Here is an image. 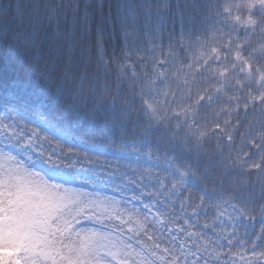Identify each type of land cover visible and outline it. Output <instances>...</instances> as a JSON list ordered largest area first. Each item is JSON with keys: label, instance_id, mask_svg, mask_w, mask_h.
I'll list each match as a JSON object with an SVG mask.
<instances>
[{"label": "trees", "instance_id": "16d2710c", "mask_svg": "<svg viewBox=\"0 0 264 264\" xmlns=\"http://www.w3.org/2000/svg\"><path fill=\"white\" fill-rule=\"evenodd\" d=\"M213 1L215 4H211ZM234 2L0 0V123L9 121L4 117L5 113L11 115L17 111L33 116L41 112L49 122L60 124L72 142L81 140L107 150H116L126 142L135 141L146 149L161 147L178 156L181 165L188 164L199 176L203 188L210 190L218 185L227 194L232 193L241 177L230 171L219 174L217 162L212 158L220 150L213 140H206L200 146L196 142L198 149L191 150L195 137L186 124L195 120L200 125L206 119L212 122L214 118L226 117L227 111L221 110L231 107L228 96L234 94L236 79L243 78L239 68L232 67L231 55L220 61L227 69L226 76L220 75L215 57L203 66L210 46L215 44L222 48L221 32L236 29L231 20L221 15L222 7H238L241 11L247 8V0L239 1L242 5ZM257 14L264 20V9H258ZM239 37L248 38V32L242 30ZM250 40L251 46H246L245 52H254L264 66V48L261 47L264 32L257 28ZM161 59L167 61L166 77L156 84ZM126 62L134 65L135 74ZM192 62H195L193 67H187ZM196 64L202 65L199 71H196ZM215 87L220 91L214 95L211 105L191 103L190 98L198 92ZM138 92L153 101L157 94L166 92L175 99V108L183 110L185 116L190 112L192 115L186 120L171 118L165 127L152 117ZM252 118V113L248 117L241 114L238 138L239 132L245 131L244 125ZM15 126L26 134L31 133V129L38 131L25 124ZM262 130L264 115L257 112L251 132ZM35 138L39 137L36 135ZM36 142V149L49 163L70 170L86 168L89 163L104 158L96 153L77 152L79 150L71 144L51 135ZM219 143L223 146L221 154L227 145L222 141ZM188 150L194 152L190 155V163L185 161L188 156L185 151ZM90 156L98 158L90 161ZM105 161L110 164V169H103L104 166L102 169L108 171L110 177H115V183L135 190L134 197L145 194L144 198L161 207L162 214L174 225L184 224L185 218L193 221L188 206L183 210L180 208L181 193L191 191L193 200L202 197L204 208L200 209V218L194 223L197 230L204 231L206 238L216 235L211 229H202V225L204 222L213 223L217 209H224L226 203L216 202L208 196V191L183 183L159 169L137 165L126 167L128 163L110 158ZM197 161L200 163L198 168ZM87 168L90 170L88 174L96 169L94 166ZM206 170L202 179L200 173ZM174 183L176 188L172 187ZM255 183L258 189L260 179ZM224 225L227 226L226 220ZM215 227H221L220 223ZM248 231H253L250 225ZM151 235L160 238V243H168L167 235L162 231L161 235ZM143 241L151 244L145 235ZM144 255L148 254L145 252Z\"/></svg>", "mask_w": 264, "mask_h": 264}, {"label": "snow or ice", "instance_id": "6c2138e0", "mask_svg": "<svg viewBox=\"0 0 264 264\" xmlns=\"http://www.w3.org/2000/svg\"><path fill=\"white\" fill-rule=\"evenodd\" d=\"M258 4L260 9H264V0H247V8L250 10L256 8ZM225 8L230 7L225 6ZM246 22L250 25V28L246 30L248 38L241 41L239 36H236L234 43L233 36L236 29L229 33L221 32L224 41L222 48L215 44L210 46L208 59L203 65L206 66L208 60L215 57V66L220 69V75L226 76L227 69L220 61L221 59L227 60L231 55L232 67H238L239 72L243 74L242 79L238 78L235 81L234 94L228 96L231 101V107L227 109L230 115L223 123L217 119L215 129L217 133H220V141L223 145L228 146L232 167L242 174L241 179L234 191L229 194L226 200L227 206L222 210L217 209L213 223H203L202 229H211L216 233L215 236L207 238L204 231L197 230L194 223L200 218V209L204 208V199L201 197L193 200L191 191L181 193L183 199L180 201V208L183 210L187 205L193 221L185 218L184 224L177 223L169 227L167 237H165L168 243H160V238H155L145 232V237L151 241V244H145L143 240H138L137 243L143 246L148 255L145 256L144 253L133 249V252L142 257L139 264H154V261L148 258L149 256L154 257L159 264H236L237 260L241 261V264H256L257 258L264 257V222L258 229H255L258 217L248 211L249 207L259 206V218L264 220V163H253L251 169L245 170L249 161L257 155L260 161L264 162V140L258 139V132H264V130L251 132L256 113L264 115V66H254L258 64V58L254 52H245L246 46H251V35L257 30L251 14ZM261 47L264 48V45ZM194 63H189L187 67L192 68ZM159 65V78L154 81L156 84L166 77L167 61L161 59ZM195 67L196 71H199L202 65L196 64ZM219 91V87L206 88L198 92L194 98H190V101L196 106L211 105L214 95ZM142 99L158 124L167 127L171 118L181 119L177 113L178 108L173 107L175 99L168 93L157 94L154 101L143 96ZM249 113H252L253 118L244 125L245 131L239 132L243 146L237 149L235 137L241 128L240 116L243 114L248 117ZM226 126L232 129L233 134L221 133V128ZM176 127L178 129L180 125L177 124ZM186 127L195 138L202 135L199 132L200 125L195 120L188 122ZM36 135L35 131L26 134L14 124L0 123V140L8 142L0 147V220H2L0 246L11 251V256L4 257L8 264H23L27 256L21 254L35 255L38 251H43L48 258L52 259L53 264H59V260L69 259L59 249L52 248L51 241L47 242L44 249L40 248V244L46 240L41 233H47L51 229L52 220L56 216V208L50 206L45 201V197L57 188V184L51 182L50 178L42 173L28 171L16 161L15 156L6 154L4 150L11 148L15 143L26 148L32 147ZM217 148L223 151L220 143L217 144ZM9 163L13 164L10 171L13 173L11 179L14 182H10L7 173L2 171L8 167ZM182 175H187V173L182 172ZM256 179H260L258 189ZM172 187L176 188L177 185L174 183ZM37 195L41 197L39 201L34 199ZM257 198L258 203H256ZM225 220L227 226L224 225ZM216 223H220L221 227L216 228ZM249 225H252L255 230L248 231ZM128 247L132 246L128 245ZM121 264H131V261H123Z\"/></svg>", "mask_w": 264, "mask_h": 264}, {"label": "rangeland", "instance_id": "374dc122", "mask_svg": "<svg viewBox=\"0 0 264 264\" xmlns=\"http://www.w3.org/2000/svg\"><path fill=\"white\" fill-rule=\"evenodd\" d=\"M242 0H235L234 4L242 5ZM211 4H215L213 1ZM176 106L175 104L173 107ZM7 125L33 126L38 131V139L35 138L34 146L24 147L19 143H15L11 148H5V153L16 157V161L22 164L30 172H38L44 174L50 181L57 184V188L53 189L45 201L56 208L55 219L52 220V227L47 233H41L46 240L40 244V248L44 249L47 242L51 241V247L59 249L61 253L68 256L67 260H59V264H121L123 261H131V264H139L142 257L133 252L136 249L139 252L146 250L137 243V240H143L145 232L157 233L161 235V231L167 235V229L174 224L167 216L161 212V207L153 200L144 198L145 194L139 193L135 197L132 188L129 186L120 187L114 182L115 177H110L103 169H110V164L105 158L115 159L128 163L126 167L141 166L146 168H155L161 170L164 174L175 176L183 183H187L203 191H208V196L218 203H226L229 196L225 191L219 189L218 185L207 190L201 186L199 176L195 174L188 164L181 165L178 162V156L165 152L163 148L155 149L143 148L140 142H126L119 149L107 150L103 146L93 145L78 140L72 142L69 134L56 122H49L43 118L41 112L35 113L33 116L13 111L10 114H4ZM218 118L212 119L216 121ZM211 120L206 119L204 124H200L201 129L206 125H210ZM31 132L34 130L31 129ZM178 132L181 128L177 129ZM48 135L57 140L71 144L76 149L74 151L84 152L87 154H100L103 159L97 162L95 158L90 156L88 159L94 162L86 165V168L79 170H70L60 165L49 163L40 152L36 149V141L47 139ZM238 137V136H237ZM198 142L194 140L191 150H196ZM7 140H0V147L7 144ZM184 143V141H183ZM243 141L240 140V144ZM62 144V143H61ZM191 145L188 144L187 146ZM161 148V149H160ZM188 156L186 162H191L190 155L194 152L185 151ZM218 151L213 155L219 168V174L223 171H230L238 177L241 173L233 169L229 159V148L224 153L219 154ZM184 154V153H183ZM72 155H74L72 153ZM87 159V157H84ZM210 161V157L207 158ZM178 160V161H177ZM96 162V163H95ZM200 163L195 164L198 168ZM94 166L96 169L89 173V168ZM104 168L102 169V167ZM193 166V165H192ZM12 163L2 171L7 173L10 182H14L11 178L13 173L10 169ZM123 170V169H122ZM187 175H182V171ZM71 172H76L72 174ZM204 173H200L204 179ZM234 177L237 179V176ZM24 179L23 177L21 178ZM67 190V192H65ZM150 191V188H149ZM136 193V192H135ZM63 197V199H61ZM39 201V195L34 197ZM227 206V205H226ZM42 218V217H38ZM131 229V230H130ZM139 233V235H137ZM183 236V234H181ZM0 243H2V220H0ZM131 245L132 247H128ZM144 252V253H145ZM111 253V254H109ZM147 253V252H146ZM27 256L23 260V264H53L52 259L48 258L43 251H38L35 255L21 254ZM11 256L10 249L0 246V264H8L4 259ZM150 257V256H149ZM155 259L154 257H150ZM159 262V261H158Z\"/></svg>", "mask_w": 264, "mask_h": 264}, {"label": "clouds", "instance_id": "9594fccd", "mask_svg": "<svg viewBox=\"0 0 264 264\" xmlns=\"http://www.w3.org/2000/svg\"><path fill=\"white\" fill-rule=\"evenodd\" d=\"M260 9V5L258 4L256 6V8L254 9H244L243 11H241L238 7H230V8H225L222 7L221 9V15L223 17H226L227 19L231 20L233 22V24L236 26V31L234 33L233 36V42L235 43V37L239 36V33L242 30H248L250 28V25L246 22L249 18V15L251 14L252 19L255 21V24L257 26V28H259V30L261 32H264V20H262L261 16L257 14V10ZM237 17H239V19L237 20ZM240 38V37H239ZM197 39H200V37H197ZM241 41H243L244 39H241ZM184 43V41H182V44ZM126 66L130 69H132L133 74H135V68L134 65L131 62H126ZM254 66H262V64L260 62H258L257 65ZM138 96H143L142 93H137ZM198 104V101L196 102ZM221 111H227V116L219 119L222 123L226 120V118L230 115V113L228 112L227 109H222ZM178 115L181 117V119H188L192 113L190 112L188 116H185V112L183 110H177ZM219 116V113L217 114ZM217 121V120H216ZM216 121H213L210 125H206L203 129H201V127H199V132L202 133V135L198 136L196 139L199 140L200 143H204L206 140H213L214 142H216L217 144L220 142V133L216 132ZM221 133H223L224 135H229V134H233L232 133V129L230 127H222L221 128ZM258 139L260 140H264V132H258ZM240 137H235V145L237 147V149L241 148V144H240ZM235 155V153H234ZM253 163H264L261 162L259 159V156L257 155L255 158H253V160H250L247 168L245 169L246 171L252 168V164ZM230 164H232V161H230ZM183 172V170H181ZM179 190V189H178ZM248 211L252 214L257 215L258 219L256 221V226L255 229H258V227L260 226V224L262 222H264V220L260 219V211H259V206L257 207H249ZM253 229V226L250 225ZM253 229V230H255ZM242 235V234H241ZM236 264H241V261L237 260ZM256 264H264V257H259L257 258Z\"/></svg>", "mask_w": 264, "mask_h": 264}]
</instances>
